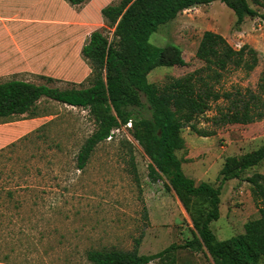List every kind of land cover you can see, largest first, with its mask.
Here are the masks:
<instances>
[{"label": "rangeland", "instance_id": "374dc122", "mask_svg": "<svg viewBox=\"0 0 264 264\" xmlns=\"http://www.w3.org/2000/svg\"><path fill=\"white\" fill-rule=\"evenodd\" d=\"M118 1L0 0L4 21H19L12 26L14 39L0 30V82L19 79L59 89L91 85L94 73L79 48L94 29L112 39L100 9ZM248 3L258 14L245 16L239 29L233 11L219 1L187 8L160 25L149 41L177 45L187 64L156 67L148 81L161 86L209 64L223 72L219 88L257 89L264 64V23L258 29L257 19L264 8ZM214 105L210 101L193 120L198 128L213 129ZM95 128L87 109L46 97L28 113L0 117V264H90V249L152 254L197 234L168 181L149 177V159L128 126L114 130L77 168V153ZM181 136L195 140L192 157L183 158L185 149L177 152L185 175L193 177L203 166L195 184L217 186L226 156L264 145V118L226 125L210 136L184 127ZM255 172L264 174V160L222 185L220 215L209 224L217 240L241 233L247 220L259 217L260 201L245 180ZM148 264L215 263L205 249L181 248Z\"/></svg>", "mask_w": 264, "mask_h": 264}, {"label": "trees", "instance_id": "16d2710c", "mask_svg": "<svg viewBox=\"0 0 264 264\" xmlns=\"http://www.w3.org/2000/svg\"><path fill=\"white\" fill-rule=\"evenodd\" d=\"M84 0H67L71 5ZM219 1L235 14L234 28L245 16L257 15L248 0H119L100 9L112 30L109 39L99 29L90 32L80 53L91 65L92 84L82 88L59 89L45 84L10 79L0 82V117L28 113L42 97L87 109L96 128L77 153L78 169H83L100 142L112 131L130 122V135L148 157V175L155 181L164 177L183 207L189 212L197 231L181 244L172 243L152 254L119 249H90L85 259L90 264H148L170 251L205 249L215 264H264V174L255 172L245 178L254 198L260 201V215L247 220L243 231L217 240L210 222L219 218L222 185L264 160V145L238 156H226L216 177L218 185L194 180L185 175L181 130L188 127L199 136L215 135L226 125H246L264 118V64L257 89L237 86L219 88L223 72L209 64L197 67L164 85L148 81L147 74L159 66H185L181 49L172 43L157 46L149 41L157 28L187 8ZM263 7L261 0H251ZM261 18L264 19V13ZM221 99L223 103H217ZM215 102L213 129L198 128L193 120Z\"/></svg>", "mask_w": 264, "mask_h": 264}, {"label": "crops", "instance_id": "0c3cea01", "mask_svg": "<svg viewBox=\"0 0 264 264\" xmlns=\"http://www.w3.org/2000/svg\"><path fill=\"white\" fill-rule=\"evenodd\" d=\"M6 17L0 16V30H2V32H4L5 34L9 35L12 39H14V34L12 35V33H11V30L13 28L12 26H14L13 23L19 22V21H11V20L10 21H4ZM70 42L72 43V41H70ZM13 43L16 45V49H17L18 53H22L19 50V47H18L17 43L15 41ZM80 49H81V46L79 48V51H80ZM182 138L184 140L185 152L187 151V155H185L183 158L192 157L195 154L192 142L195 141V140H193L192 137H190L188 141H186V139L183 136H182ZM202 168H203V166H201V167L198 166L197 170H199V171L195 170L194 175H192L194 178L191 177V176H188V177H190V178H192L194 180L196 178V176H198V175H200L202 173V170H203ZM182 169L184 170V162H182ZM193 172H194V170H193ZM221 190H222V188H221Z\"/></svg>", "mask_w": 264, "mask_h": 264}, {"label": "built area", "instance_id": "2783aa9c", "mask_svg": "<svg viewBox=\"0 0 264 264\" xmlns=\"http://www.w3.org/2000/svg\"><path fill=\"white\" fill-rule=\"evenodd\" d=\"M263 23H264V19L261 18V17H259V18L257 19V28L260 29V28H261V25H260V24H263ZM237 46H239L238 43H237ZM124 126H128V127H130V122H127L126 125H124ZM115 130H117V129H115ZM113 131H114V130H113ZM113 131H112V132H113ZM108 138H109V137H108Z\"/></svg>", "mask_w": 264, "mask_h": 264}]
</instances>
